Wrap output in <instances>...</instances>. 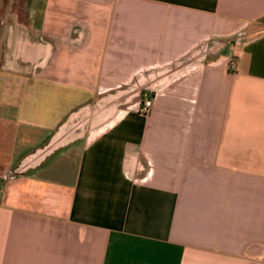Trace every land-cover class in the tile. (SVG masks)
<instances>
[{"label":"crops","instance_id":"crops-1","mask_svg":"<svg viewBox=\"0 0 264 264\" xmlns=\"http://www.w3.org/2000/svg\"><path fill=\"white\" fill-rule=\"evenodd\" d=\"M0 264H264V0H0Z\"/></svg>","mask_w":264,"mask_h":264},{"label":"water","instance_id":"water-1","mask_svg":"<svg viewBox=\"0 0 264 264\" xmlns=\"http://www.w3.org/2000/svg\"><path fill=\"white\" fill-rule=\"evenodd\" d=\"M112 104L115 102H100L95 106H89L71 115L68 121L60 128L52 141L44 149L25 159L21 166L15 171L16 174L26 173L28 170L40 165L48 156L56 151L68 146L69 144L82 139L89 129H93L95 125L107 119L112 111Z\"/></svg>","mask_w":264,"mask_h":264},{"label":"built area","instance_id":"built-area-1","mask_svg":"<svg viewBox=\"0 0 264 264\" xmlns=\"http://www.w3.org/2000/svg\"><path fill=\"white\" fill-rule=\"evenodd\" d=\"M231 68L234 69V70L237 68V63H236L235 61L232 62V64H231ZM151 106H152V102H151V100H147V101H145V102H144L143 112H144V113H147V112L149 111V109L151 108Z\"/></svg>","mask_w":264,"mask_h":264}]
</instances>
